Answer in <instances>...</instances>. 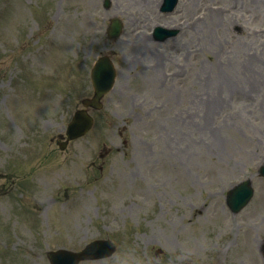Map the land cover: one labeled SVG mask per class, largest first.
Wrapping results in <instances>:
<instances>
[{"label":"rangeland","instance_id":"1","mask_svg":"<svg viewBox=\"0 0 264 264\" xmlns=\"http://www.w3.org/2000/svg\"><path fill=\"white\" fill-rule=\"evenodd\" d=\"M105 1L0 0V112L13 136L20 130L11 140L0 130L4 183L20 147L41 152L25 157V173L44 172L25 177L31 186L21 203L41 218L50 247L61 226L60 246L116 245L113 257L82 264H264V180L256 174L264 160V0H179L171 14L159 12L162 0H109L108 10ZM115 16L123 33L110 42ZM155 24L180 32L156 43ZM103 54L117 71L114 89L88 143L61 152L50 140L91 94L89 71ZM41 87L47 97L38 100L33 88ZM23 97L30 106L41 101L40 109L16 127L9 116L25 119ZM246 178L254 196L233 215L225 194ZM61 200L65 220L53 226L54 208L42 214L37 202ZM17 219L14 234L32 221L24 210ZM35 239L33 230L10 235L4 256L0 238V264H14L20 251L34 256Z\"/></svg>","mask_w":264,"mask_h":264},{"label":"water","instance_id":"2","mask_svg":"<svg viewBox=\"0 0 264 264\" xmlns=\"http://www.w3.org/2000/svg\"><path fill=\"white\" fill-rule=\"evenodd\" d=\"M94 81H95V82H98V79H97V77H95V74H94ZM108 81H109V78H107V83H108ZM110 83H111V82H109L107 85H105V89L109 86ZM80 127H83V125H81ZM79 129H81V128H78L77 131H79Z\"/></svg>","mask_w":264,"mask_h":264},{"label":"bare ground","instance_id":"3","mask_svg":"<svg viewBox=\"0 0 264 264\" xmlns=\"http://www.w3.org/2000/svg\"><path fill=\"white\" fill-rule=\"evenodd\" d=\"M214 105V102L213 103H210V104H208L207 105V107H209V108H212V106Z\"/></svg>","mask_w":264,"mask_h":264}]
</instances>
